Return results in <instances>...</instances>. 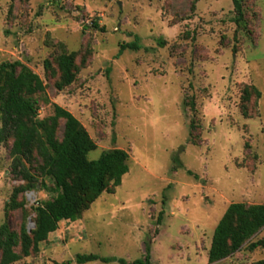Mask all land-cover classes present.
I'll return each mask as SVG.
<instances>
[{"label": "rangeland", "instance_id": "1", "mask_svg": "<svg viewBox=\"0 0 264 264\" xmlns=\"http://www.w3.org/2000/svg\"><path fill=\"white\" fill-rule=\"evenodd\" d=\"M242 1L238 28L232 0H0V63L19 60L43 80L45 91L34 95L39 118L57 104L94 141L88 159L113 148L129 155L119 186L13 264H78V254L131 262L146 244L150 264L264 258V246L251 251L247 243L220 261L207 257L230 203L264 204V0ZM131 42L138 49L120 51ZM62 50L75 53L77 73L58 90ZM62 131L61 119L58 139ZM11 143L0 144V224L19 233L56 193L50 178L37 177L26 190L34 202L26 191L12 199L27 180L12 171ZM40 163L35 151L22 159L35 175ZM263 235L264 228L251 241Z\"/></svg>", "mask_w": 264, "mask_h": 264}, {"label": "trees", "instance_id": "2", "mask_svg": "<svg viewBox=\"0 0 264 264\" xmlns=\"http://www.w3.org/2000/svg\"><path fill=\"white\" fill-rule=\"evenodd\" d=\"M242 2L232 0L238 28L245 21ZM94 26L98 27V24L94 23ZM159 44L163 45L164 41H159ZM125 48L138 49V45L135 42L122 44L120 51ZM75 59L74 52L62 50L58 54L56 62L59 79L55 84L58 90H63L75 81ZM44 65L48 68L49 61L45 60ZM253 89L259 96L260 92L255 87ZM44 91L43 80L25 63L19 60L0 63V144L12 139V171L27 180L25 186L13 190L12 199L20 192L36 188L37 177L50 178L54 185L51 191L56 193L54 198L35 206L34 226L31 230L22 225L17 233L7 222L0 224V264H13L32 252H38L40 243L57 230L60 221L76 220L80 212L101 193L111 192L119 186L129 170V155L120 148L104 150L97 159H88V153L96 145L79 119L67 109L54 104L52 115L39 118V104L34 95ZM249 96L248 89L244 88L242 100L247 101ZM242 112L246 114L244 107ZM61 119L63 131L62 137L58 139L57 128ZM33 151L41 158L37 175L31 174L22 164V159ZM262 228L264 204L230 203L214 229L207 252L208 262L225 259L246 243L251 251L264 246V235L251 241ZM149 250L146 244L144 257L131 262L116 257L100 258L95 254H78L76 262L84 264L101 260L117 261L120 264H150ZM253 264H264V258Z\"/></svg>", "mask_w": 264, "mask_h": 264}, {"label": "built area", "instance_id": "3", "mask_svg": "<svg viewBox=\"0 0 264 264\" xmlns=\"http://www.w3.org/2000/svg\"><path fill=\"white\" fill-rule=\"evenodd\" d=\"M26 196L27 198H33V202L35 201V195H34V192L33 191H26ZM34 226V224H33Z\"/></svg>", "mask_w": 264, "mask_h": 264}, {"label": "bare ground", "instance_id": "4", "mask_svg": "<svg viewBox=\"0 0 264 264\" xmlns=\"http://www.w3.org/2000/svg\"><path fill=\"white\" fill-rule=\"evenodd\" d=\"M33 225V223H30V226H32Z\"/></svg>", "mask_w": 264, "mask_h": 264}, {"label": "water", "instance_id": "5", "mask_svg": "<svg viewBox=\"0 0 264 264\" xmlns=\"http://www.w3.org/2000/svg\"><path fill=\"white\" fill-rule=\"evenodd\" d=\"M34 224V223H33Z\"/></svg>", "mask_w": 264, "mask_h": 264}]
</instances>
